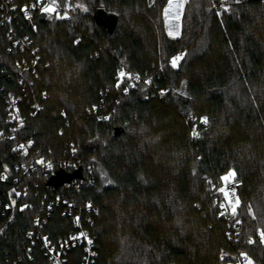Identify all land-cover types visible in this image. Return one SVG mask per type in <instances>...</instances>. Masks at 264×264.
I'll list each match as a JSON object with an SVG mask.
<instances>
[{"label":"trees","instance_id":"1","mask_svg":"<svg viewBox=\"0 0 264 264\" xmlns=\"http://www.w3.org/2000/svg\"><path fill=\"white\" fill-rule=\"evenodd\" d=\"M1 1L0 130L14 126L9 95L20 98L23 120L14 137L0 141V264H52L30 234L39 230L54 242L73 232V216L65 214L70 202L75 212L87 204L98 208L85 212L94 264H219L239 255L264 264L261 3L231 0L221 8L187 0L180 36L172 38L163 23L170 0L153 6L50 0L72 10L76 22L37 12L34 28L21 9L36 0H9L12 25L28 47L21 53L7 37ZM181 52L179 67L168 66ZM32 58L39 59L35 67L28 63L32 88L38 100L44 97L38 114L17 68ZM182 83L196 121L188 122L189 112L175 102L174 88ZM29 142L27 154L18 150ZM71 145L82 165L93 168L92 182L79 189L49 186L33 166H57ZM225 177L242 183L238 244L228 241L210 191ZM82 253V247L72 250L69 264H79Z\"/></svg>","mask_w":264,"mask_h":264},{"label":"built area","instance_id":"2","mask_svg":"<svg viewBox=\"0 0 264 264\" xmlns=\"http://www.w3.org/2000/svg\"><path fill=\"white\" fill-rule=\"evenodd\" d=\"M149 6H153L158 0H146ZM187 0H182V3L185 5ZM212 3L220 6L221 8H225L230 5L231 0H209ZM261 3L264 7V0H256ZM2 8L5 10L3 12L2 20L8 26V34L7 37L10 41H12V49L15 51H19L21 53L27 52V45L23 41V37L17 33L15 28L12 25V17L10 14V1L2 0ZM237 4H242L244 0H235ZM47 9H52L51 11L55 12V14L62 15V10L56 7L50 0H36L29 2L24 5L21 9L22 15L25 17L26 22L32 28L36 26V13L37 12H49ZM28 39L27 37H25ZM34 51V50H33ZM176 57H180L179 60H176L175 66H173V60ZM184 58L183 52L178 53L172 56L168 61V66L171 68H178L180 63ZM28 63H31L33 67L37 66L39 63L38 58H32L31 62L23 61L22 64H18L17 68L20 72V84L25 86L26 94L30 97L31 107L34 114H38L42 110V100H38L36 98V94L32 88L33 86V76L35 71L32 67L29 66ZM28 73H31L28 76ZM30 77V78H29ZM134 78L139 81L140 78L134 75ZM20 98H15L14 96L9 95L7 98V112L10 118V122L14 125L10 132L0 130V141L6 138H12L14 135L20 131L22 128V124L20 121L23 118H20V110L18 107ZM206 118L202 119V123L205 122ZM188 122L196 121V117L194 113L189 112L188 114ZM198 136V130L196 126L191 131L192 140ZM31 145V142L27 143V145H20L18 150H21L23 154H27L28 147ZM69 158L64 159L57 166L52 162H47L45 164H41L40 162L37 165L33 166L34 169L40 168L45 178L50 179L55 176L58 171L64 170L65 172L72 174L81 170L82 177L73 179L70 183H65L62 185L67 188H76L79 189L83 185H89L92 182V174L93 168L91 166H84L80 159H77V149L71 145L69 147ZM242 183L240 180L233 177H225L222 180L220 186L212 185L210 187V191L214 198V206L218 210L219 216L226 219V237L228 241L233 244H238L241 242V221L239 219L238 207H239V195L238 191L241 187ZM19 194V193H18ZM17 194V195H18ZM57 201H59L60 196L56 197ZM74 203H68L67 214L68 216H73V226L74 231L69 235L64 237H59L56 241H50L46 236L41 234L39 230L36 232H32L30 237L33 238V234L37 235V238H40L42 242V248L45 255L49 258L52 264H69V253L76 249L82 247L83 255L79 264H94L97 258V252L94 250V240L91 236L90 231L87 228V224L91 222V218L85 214L88 213H97L98 208L92 204H87L84 207H78L75 212ZM39 221V219H37ZM251 243V240L248 241ZM219 264H251L249 257L246 255H239L233 258L232 261H221Z\"/></svg>","mask_w":264,"mask_h":264},{"label":"rangeland","instance_id":"3","mask_svg":"<svg viewBox=\"0 0 264 264\" xmlns=\"http://www.w3.org/2000/svg\"><path fill=\"white\" fill-rule=\"evenodd\" d=\"M54 5L62 10V15L55 14L58 20L61 18H70L73 22H76V17L72 10L69 8L59 7L56 4ZM184 6L185 5L182 3V0H170L163 10L164 27L167 34L172 38L180 36L181 18ZM79 10L82 11V6L79 8ZM183 54L185 53L183 52ZM174 99L179 108L184 113L190 111V99L185 92L183 83L180 85V87L174 88Z\"/></svg>","mask_w":264,"mask_h":264},{"label":"water","instance_id":"4","mask_svg":"<svg viewBox=\"0 0 264 264\" xmlns=\"http://www.w3.org/2000/svg\"><path fill=\"white\" fill-rule=\"evenodd\" d=\"M82 177V172L81 170H78L75 173L69 174L65 172L64 170H60L57 172V174L53 177H51L48 181V185L59 188L65 183H70L73 179L81 178Z\"/></svg>","mask_w":264,"mask_h":264},{"label":"snow or ice","instance_id":"5","mask_svg":"<svg viewBox=\"0 0 264 264\" xmlns=\"http://www.w3.org/2000/svg\"><path fill=\"white\" fill-rule=\"evenodd\" d=\"M48 11H51L52 9H47ZM180 59V57H176V58H174V60H173V66H175V62H176V60H179ZM121 75H123V73H121ZM205 122H206V120H205ZM261 235H262V237H264V233H261Z\"/></svg>","mask_w":264,"mask_h":264}]
</instances>
